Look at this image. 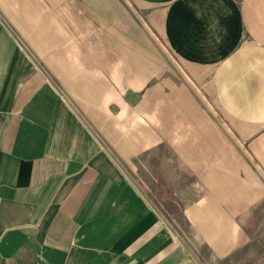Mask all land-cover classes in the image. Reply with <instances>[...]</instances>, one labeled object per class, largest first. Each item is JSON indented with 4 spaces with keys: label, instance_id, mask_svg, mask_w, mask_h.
<instances>
[{
    "label": "crops",
    "instance_id": "1",
    "mask_svg": "<svg viewBox=\"0 0 264 264\" xmlns=\"http://www.w3.org/2000/svg\"><path fill=\"white\" fill-rule=\"evenodd\" d=\"M0 264H264V0H0Z\"/></svg>",
    "mask_w": 264,
    "mask_h": 264
},
{
    "label": "rangeland",
    "instance_id": "2",
    "mask_svg": "<svg viewBox=\"0 0 264 264\" xmlns=\"http://www.w3.org/2000/svg\"><path fill=\"white\" fill-rule=\"evenodd\" d=\"M154 160L155 157L151 156V161L146 162L145 168L136 167L137 169L132 171L131 175L157 210L183 235L189 230V223L184 213L188 204L187 193L190 191V188H187V174L181 170L178 172L170 169L171 164L173 166L178 162L169 155H164L162 161L158 163V170L160 168L162 171H156ZM179 163L181 164V161Z\"/></svg>",
    "mask_w": 264,
    "mask_h": 264
}]
</instances>
